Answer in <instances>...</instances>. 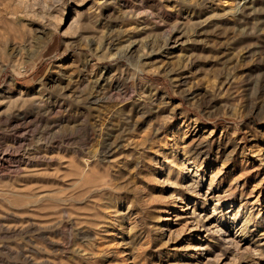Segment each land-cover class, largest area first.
Returning <instances> with one entry per match:
<instances>
[{
	"label": "rangeland",
	"instance_id": "1",
	"mask_svg": "<svg viewBox=\"0 0 264 264\" xmlns=\"http://www.w3.org/2000/svg\"><path fill=\"white\" fill-rule=\"evenodd\" d=\"M0 264H264V0H0Z\"/></svg>",
	"mask_w": 264,
	"mask_h": 264
},
{
	"label": "bare ground",
	"instance_id": "2",
	"mask_svg": "<svg viewBox=\"0 0 264 264\" xmlns=\"http://www.w3.org/2000/svg\"><path fill=\"white\" fill-rule=\"evenodd\" d=\"M215 210H217V208L215 207L214 209H213V213H211L210 214V216L208 215L206 218H205V223H203L202 224V227H206L207 229H209V228H216L217 226H216V224L214 225V226H212V224H211V219H212V216H214L213 214H215ZM215 218V217H214ZM211 225V226H210ZM209 230H211V229H209Z\"/></svg>",
	"mask_w": 264,
	"mask_h": 264
}]
</instances>
